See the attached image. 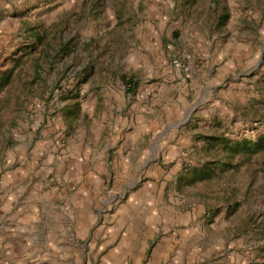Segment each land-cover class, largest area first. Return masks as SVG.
<instances>
[{"label":"rangeland","instance_id":"1","mask_svg":"<svg viewBox=\"0 0 264 264\" xmlns=\"http://www.w3.org/2000/svg\"><path fill=\"white\" fill-rule=\"evenodd\" d=\"M41 228L54 264H264V0H0V260Z\"/></svg>","mask_w":264,"mask_h":264},{"label":"crops","instance_id":"2","mask_svg":"<svg viewBox=\"0 0 264 264\" xmlns=\"http://www.w3.org/2000/svg\"><path fill=\"white\" fill-rule=\"evenodd\" d=\"M55 170H16V173L14 174V177L12 180L14 181L13 183L18 184L19 182L25 181L28 184H33V185H43L46 184L48 181L46 180V176H50V174L53 173ZM55 176L60 175V172L56 170L54 173ZM52 180V179H51ZM61 178H58L57 181L59 182ZM48 184V183H47ZM64 190V189H63ZM62 197V196H61ZM56 220H60L59 216H55ZM40 223V222H39ZM42 227V226H41ZM46 229L41 228V229H34L32 230L28 236L30 237L28 240H24V242H21V246H24L25 250L24 254H37V256L40 258L41 254L45 251L44 245H47L49 242H51V235H46L44 232ZM62 235L64 233H61ZM61 235V236H62ZM59 236V237H61ZM27 239V238H26ZM4 241L0 239V246H2V243ZM27 244V246H26ZM6 245H11L10 248L14 249V245L12 243L6 244ZM46 247V246H45ZM29 250V252H28ZM171 247L170 246H164L160 249L161 255L164 256L163 258V263L162 264H186L185 262H195V256L186 255L185 253L178 255L177 257L173 258L170 260V252ZM48 252L45 253V256L41 258L40 262L45 263V264H54L52 260H50L49 256L51 255H58L61 252L64 251L63 246L58 243L56 245V248L54 249L55 252L50 253L49 250ZM48 256L47 258H45ZM188 258V260L186 259ZM61 263H64V260H60Z\"/></svg>","mask_w":264,"mask_h":264},{"label":"built area","instance_id":"3","mask_svg":"<svg viewBox=\"0 0 264 264\" xmlns=\"http://www.w3.org/2000/svg\"><path fill=\"white\" fill-rule=\"evenodd\" d=\"M174 67H176L177 69L183 70V71H189L190 70V66L186 63V61L180 59V58H174L172 61ZM0 264H10L8 261H1L0 260Z\"/></svg>","mask_w":264,"mask_h":264},{"label":"trees","instance_id":"4","mask_svg":"<svg viewBox=\"0 0 264 264\" xmlns=\"http://www.w3.org/2000/svg\"><path fill=\"white\" fill-rule=\"evenodd\" d=\"M254 145H255V146H247L246 143H244V142H243V143H240V142H239V143H236V144H235V147H237V148H239V147H240V148H241V147H245V148H246V147H247V149H253V147H255V148L258 147L259 144H254Z\"/></svg>","mask_w":264,"mask_h":264}]
</instances>
